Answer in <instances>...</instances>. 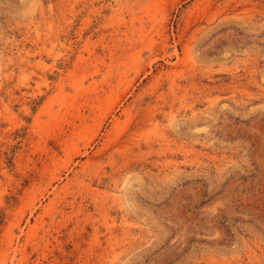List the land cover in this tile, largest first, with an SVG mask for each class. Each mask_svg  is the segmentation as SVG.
<instances>
[{
    "label": "rangeland",
    "instance_id": "rangeland-1",
    "mask_svg": "<svg viewBox=\"0 0 264 264\" xmlns=\"http://www.w3.org/2000/svg\"><path fill=\"white\" fill-rule=\"evenodd\" d=\"M0 264H264V0H0Z\"/></svg>",
    "mask_w": 264,
    "mask_h": 264
}]
</instances>
